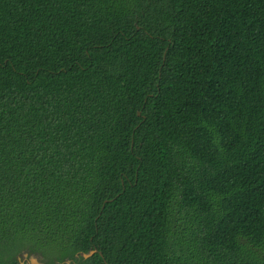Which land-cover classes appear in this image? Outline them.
Returning <instances> with one entry per match:
<instances>
[{
    "label": "trees",
    "instance_id": "trees-1",
    "mask_svg": "<svg viewBox=\"0 0 264 264\" xmlns=\"http://www.w3.org/2000/svg\"><path fill=\"white\" fill-rule=\"evenodd\" d=\"M25 251L264 264V0H0V264Z\"/></svg>",
    "mask_w": 264,
    "mask_h": 264
},
{
    "label": "water",
    "instance_id": "water-1",
    "mask_svg": "<svg viewBox=\"0 0 264 264\" xmlns=\"http://www.w3.org/2000/svg\"><path fill=\"white\" fill-rule=\"evenodd\" d=\"M95 253V250H90L89 252H82V256L87 258ZM22 257L26 260V264H46L45 261L41 260L38 255L35 254H29L28 252H22L21 255L18 256L19 259H22ZM67 264L70 263V260L68 259L66 261Z\"/></svg>",
    "mask_w": 264,
    "mask_h": 264
},
{
    "label": "flooded vegetation",
    "instance_id": "flooded-vegetation-1",
    "mask_svg": "<svg viewBox=\"0 0 264 264\" xmlns=\"http://www.w3.org/2000/svg\"><path fill=\"white\" fill-rule=\"evenodd\" d=\"M21 260V263L22 264H26V260L23 258V259H20Z\"/></svg>",
    "mask_w": 264,
    "mask_h": 264
},
{
    "label": "rangeland",
    "instance_id": "rangeland-1",
    "mask_svg": "<svg viewBox=\"0 0 264 264\" xmlns=\"http://www.w3.org/2000/svg\"><path fill=\"white\" fill-rule=\"evenodd\" d=\"M22 259H23V257H22Z\"/></svg>",
    "mask_w": 264,
    "mask_h": 264
}]
</instances>
